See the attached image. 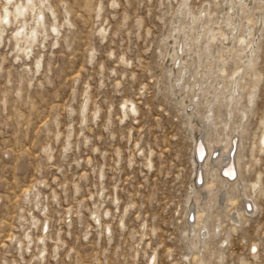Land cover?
Segmentation results:
<instances>
[{
    "label": "rangeland",
    "instance_id": "rangeland-1",
    "mask_svg": "<svg viewBox=\"0 0 264 264\" xmlns=\"http://www.w3.org/2000/svg\"><path fill=\"white\" fill-rule=\"evenodd\" d=\"M25 2L0 0V18L12 10L0 31V264H264V0H34L22 19ZM24 21L38 31L32 49L16 41ZM228 21L257 42L252 69L232 35L218 41ZM186 42L200 80L225 88L240 75L234 109L248 112L246 121L235 112L228 131L243 130L229 141L240 145L255 208L234 228L230 217L245 203L209 202L210 231L223 226L209 248L189 244L216 158L199 163L206 125L176 82L175 52Z\"/></svg>",
    "mask_w": 264,
    "mask_h": 264
},
{
    "label": "bare ground",
    "instance_id": "bare-ground-1",
    "mask_svg": "<svg viewBox=\"0 0 264 264\" xmlns=\"http://www.w3.org/2000/svg\"><path fill=\"white\" fill-rule=\"evenodd\" d=\"M12 1V0H8ZM246 0H240V4L245 2ZM248 4H246L247 6ZM34 7V0H26L24 4L18 5L16 7V14L18 17H21L22 19L26 18V14L29 9ZM12 11V10H11ZM9 9H6L4 11V15L0 18L1 25L0 26V31L4 30L3 23L11 24V16L12 12ZM234 11V9H232ZM34 13V11H32ZM206 13V11H204ZM37 23L38 25H45V15L43 11H40L37 15ZM200 23V22H199ZM205 22L203 23V25ZM228 24L231 25V30L230 33L228 34H221L222 37H227L225 40H218L224 45V41H230L229 35H232V40L237 41L240 43V45L245 46L244 48L241 49V52L237 53L238 59H241V57H245V63L247 64V67L253 68L255 64V56H254V47L257 44L254 40L249 41L247 37L245 36H237V25L233 24L232 21H228ZM202 25V27H203ZM10 25H8L9 27ZM27 22L24 21L22 23V26L17 30L16 32V41L21 42V41H26L30 45V49H32V46L34 42L38 39V31L37 29H32V33H27ZM57 31L58 28L54 27L52 31ZM258 31V29H256ZM55 35H58V33H54ZM44 35H46V31H44ZM255 35V34H254ZM255 36H253L254 39ZM47 38V37H46ZM211 40L217 41V38L211 35ZM185 46L188 48L185 50L184 47H182V52L180 54L179 50L175 52V61L180 60V66L178 68V73L176 77V82L178 83V87L181 88V91L183 93L188 92L187 94L190 95L191 103L190 107H192V118H196L199 115L202 116L205 125H206V131L204 133V138L207 143L203 140L197 141L196 145V156L197 159L199 160V163L203 162V160H207L210 158L209 152H212L211 157L214 156L213 163L212 165H207L208 167H205V180L208 181V179L213 180L211 183H207L205 189L207 188L208 191L205 189L203 190L206 194L207 197H198V201L200 202L199 208L202 210H199L196 212V214H190V228H192V232H196L194 235V240L189 241V244L192 245L193 247H200L203 243L204 248H207L208 246H211L208 244V239L210 238L213 230V235H215L218 230L217 228L220 229L223 227L220 222L215 224L213 226V229L210 231V222H208V214L206 213V208L209 210L213 207L209 206V202L216 200L217 205L221 206L222 205V200L224 199L225 196V207L227 209H230L231 206H238L241 202L245 203V212H240L238 209H236L231 217L230 221L233 222L234 228L238 226L246 217L249 216L251 213L252 209L255 208V202L254 200H251V196L248 195V190L249 185L244 184V180L242 179V164H241V154L239 153L240 150V145L237 149V139H229L232 137L234 134H239L243 130L240 128L241 125L237 126V129L231 130L230 132L228 131L229 125L235 116V112H241L243 116V120L246 121V117L248 115V112L246 111L247 109L244 107L243 110L239 109H234L235 106L241 105L243 101V96L240 94L241 90H244L241 86V80H240V75L238 74L236 78H234L232 84L229 87H222L219 82H215L213 80L211 81H202L201 79V73L195 72L192 74V70L197 69L196 63L193 61V56L191 51L195 44L191 42H186ZM227 47V46H226ZM33 51V50H32ZM244 55H243V53ZM30 52H28V55ZM37 65H40V61L38 62ZM223 71L222 73L226 72V65L227 62H223ZM200 77V79L198 78ZM187 79V80H186ZM185 80L186 83H183L184 85L181 86V83ZM189 80H193L194 83L191 85L189 83ZM192 83V82H191ZM187 85V86H186ZM206 85V86H205ZM225 91H228L225 93ZM189 97V96H188ZM253 95L252 93L249 95V103L253 104ZM206 103L207 107L205 108L203 113H200L196 108H199L198 106L201 103ZM88 104V103H87ZM225 107L226 108V121L219 122V117H220V111L221 108ZM87 110V106H84L82 112L85 113ZM220 131L222 133L220 134ZM228 131V132H227ZM224 132V133H223ZM206 144L209 145V150L207 149L204 150V147ZM237 144V145H236ZM216 147H219V153L215 150ZM260 147L263 150L264 148V133L260 139ZM206 151L208 152L206 155ZM236 152V153H235ZM198 162V161H197ZM205 163V162H204ZM207 164V162L205 163ZM238 168H240V172L238 171ZM225 170V171H224ZM202 175L199 172V177L197 179L198 186L202 183L201 177ZM214 179L220 181V187L218 188V191L214 193ZM218 185V184H217ZM252 189L254 192H256L258 189H260L259 183L252 184L251 185ZM217 188V187H216ZM198 190V189H197ZM202 191V189H199ZM204 194V195H205ZM200 196V194H199ZM211 196V197H210ZM206 201L205 206L202 207L201 203L203 201ZM198 202V203H199ZM212 206V205H211ZM196 207V206H195ZM197 209V208H196ZM233 211V210H232ZM208 212V211H207ZM211 212V211H210ZM211 214V213H210ZM212 217V215H210ZM193 219V221L191 220ZM216 219V218H215ZM213 219V220H215ZM216 221V220H215ZM218 221V219H217ZM196 226L198 227V230L196 231ZM203 231V234H202ZM190 239V238H189ZM212 242V241H211ZM222 244V243H221ZM202 248V247H200ZM209 248V247H208ZM256 248V247H255Z\"/></svg>",
    "mask_w": 264,
    "mask_h": 264
},
{
    "label": "snow or ice",
    "instance_id": "snow-or-ice-1",
    "mask_svg": "<svg viewBox=\"0 0 264 264\" xmlns=\"http://www.w3.org/2000/svg\"><path fill=\"white\" fill-rule=\"evenodd\" d=\"M253 251H255V249H253Z\"/></svg>",
    "mask_w": 264,
    "mask_h": 264
}]
</instances>
